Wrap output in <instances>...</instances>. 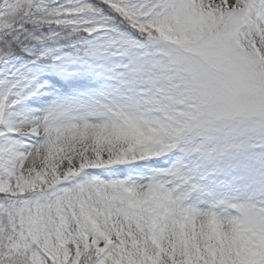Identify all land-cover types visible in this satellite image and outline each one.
<instances>
[{"label": "snow or ice", "instance_id": "snow-or-ice-1", "mask_svg": "<svg viewBox=\"0 0 264 264\" xmlns=\"http://www.w3.org/2000/svg\"><path fill=\"white\" fill-rule=\"evenodd\" d=\"M0 264H264V0H0Z\"/></svg>", "mask_w": 264, "mask_h": 264}]
</instances>
